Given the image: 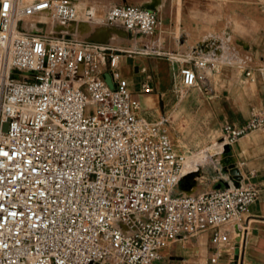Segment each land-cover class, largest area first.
I'll return each mask as SVG.
<instances>
[{
  "label": "built area",
  "instance_id": "1",
  "mask_svg": "<svg viewBox=\"0 0 264 264\" xmlns=\"http://www.w3.org/2000/svg\"><path fill=\"white\" fill-rule=\"evenodd\" d=\"M96 13L72 0H0V264H150L172 241L208 228L212 245L237 256L242 216L259 196L252 173L232 186L173 193L186 156L166 118L141 116L117 71L131 51L64 29L94 24ZM102 22L143 36L159 24L155 11L129 4L109 7ZM182 61L191 63L179 71L182 90L210 86L216 57ZM139 92L153 90L144 81ZM263 125L260 114L242 127L224 124L222 144Z\"/></svg>",
  "mask_w": 264,
  "mask_h": 264
},
{
  "label": "crops",
  "instance_id": "2",
  "mask_svg": "<svg viewBox=\"0 0 264 264\" xmlns=\"http://www.w3.org/2000/svg\"><path fill=\"white\" fill-rule=\"evenodd\" d=\"M72 1L79 7L92 6L103 13L109 7L114 6L103 4V0ZM218 1L223 5L229 2L246 3V0ZM254 5L264 11V0H261L260 3L258 1L254 2ZM221 10L223 13L220 15V20H217L216 26H207L202 23L201 25L193 26L192 23L189 24L188 22L176 26L175 20L173 22L171 19L167 20L165 16H160L158 27L153 35L143 36L125 31L128 34L127 38L120 39L121 37H119L111 43L116 47L131 51V53H126L130 55H120L117 71L121 78L128 81L131 93L139 99L140 114L146 120L154 122L156 119L160 121L165 118L164 116H166L167 112L164 111V115H162L160 103L161 101L169 102L166 98H168L169 94L167 92L170 87L176 92L182 90L179 71L185 65L191 66V63H184L182 59L203 54L216 57L217 68L211 76L212 79H210L208 88L197 85L191 89H186V91L191 90L193 92L185 100L184 106L188 108H193L198 104L201 106L202 103L214 98L212 102L215 107H220L221 112H223L221 107L228 109L227 114L223 112L218 116L220 122L224 121L223 125L231 124L236 127L246 125L256 114L264 117V100L258 95L260 93L262 96L261 86L264 81V70H258V75L256 76V70L252 67V60H255V56L259 55L264 60V54L262 53L264 51L263 25L255 33L253 46H251L237 38L238 35L235 33V28L238 29L239 26L226 18L225 6ZM207 27L211 29V32L205 33L203 31ZM37 29L32 24L29 27L32 32L38 31ZM82 29L86 28L82 27ZM71 30L79 32L81 27L79 29L71 26ZM111 31L112 33H108L107 30H101L97 36L93 37L96 34L94 33L86 39L103 42L107 38L124 35L117 29H112ZM252 50L254 57L252 56L251 62L249 61L251 64H246V61L240 58L241 51L243 53H251ZM131 63L134 70L130 74L131 78H126L120 73L118 68L121 64ZM139 76L144 77L141 84L146 81L152 88L153 92L151 94L140 93V87L138 89L133 88L134 82L132 78ZM250 80L257 81L259 92L257 96L246 98V93L250 90ZM211 85H213V89H211ZM232 87L242 93L238 104L231 102L229 97L224 95V92H229ZM215 92H217V95H212ZM195 94L197 95L196 97ZM218 96H222V98L216 99ZM220 101H225V105H220ZM223 125L220 128L221 133ZM214 145L216 146V144ZM214 147H212V150ZM218 149L217 147L216 153H219ZM229 154L239 174L245 178L252 173L249 181L259 188L258 199L250 205L248 211L242 216V226L246 227V231L239 247L238 255L234 256V251L231 247L217 248L212 245L213 229L208 228L196 235H182L172 241L160 251L159 258L153 260L150 264H264V125L235 140L229 148ZM202 173L203 177L199 178L197 183L195 180L197 189L194 193L209 191L217 182L226 183L227 186H232L236 183V180L229 173L218 171L217 169L213 170L207 167L203 172L201 171L200 176H202ZM189 174H194L195 178L198 175L195 170L194 172L189 171ZM181 186L184 187L182 188L184 191L187 190L186 180ZM233 234L232 232L231 237H233ZM214 259L215 261L213 262L212 260Z\"/></svg>",
  "mask_w": 264,
  "mask_h": 264
},
{
  "label": "rangeland",
  "instance_id": "3",
  "mask_svg": "<svg viewBox=\"0 0 264 264\" xmlns=\"http://www.w3.org/2000/svg\"><path fill=\"white\" fill-rule=\"evenodd\" d=\"M234 1V0H233ZM103 4L107 5H115V4H129L135 5L139 7H145L152 9L155 11L158 19L160 16H165L167 20L171 19L176 21V26H180L183 23H192L193 26L205 24L207 26L215 25L217 20H220V15L223 13L221 10L223 6L226 9V18L229 19L232 23L235 22V25L239 26L238 29L235 28V33L238 35L237 38L240 41H244L249 45L253 46L254 35L257 31L260 30V26L263 25L262 31L264 35V11L260 10L258 7L254 5L253 0H246L245 4L239 3H227L223 5L218 0H103ZM95 8V7H94ZM104 9V8H103ZM103 12L101 10L97 11L96 19L93 23H75L74 28L81 27L79 32L77 33L78 39H86L93 35V37L97 36L98 32L101 30H107V32L112 33V29H117L119 32H122L123 36L111 37L107 38L103 43H113V41L119 37L120 39L127 38L128 34L121 28L107 25L105 23L98 24L101 22L103 18ZM179 24V25H178ZM33 27V26H32ZM85 27L86 29H82ZM111 28V29H110ZM75 30V29H74ZM205 33L211 32V29L204 28ZM85 33V35H84ZM72 37V36H71ZM74 38V37H73ZM264 40V37H263ZM120 48V47H119ZM126 50L125 48H123ZM122 49V50H123ZM264 50V45H263ZM264 54V51L262 52ZM122 55H130V54H122ZM231 55V53H230ZM253 56V50L251 53H243L241 51V57L246 61V64L251 62V57ZM254 57V56H253ZM247 58V59H246ZM253 59V58H252ZM254 61V62H253ZM251 64V63H249ZM252 67L255 68L256 76L258 75V70H264V60L259 56H255V60H252ZM120 73L124 75L126 78H131L130 74L134 70V67L131 64H121L118 68ZM144 77H133L132 80L134 82V89H138L141 86V82ZM172 81V80H171ZM231 84L233 82L229 80ZM172 83V82H171ZM211 85V89H213ZM249 91L246 93L247 97L257 96L259 92L257 87V81L250 80L249 82ZM193 91L182 90V93L173 91L170 87V90L167 92L169 102L161 101L160 108L162 110V115H164V111L167 112L166 116H164L167 120V129L170 135V138L174 144L175 150L177 153H181L185 156H189V158H194L197 154L204 153L214 147V144L221 143L222 133L221 126L224 121L219 120V115L221 113L227 114V108L221 107L223 112H221L220 107H215L214 98L212 100H207L206 102L198 104L193 108H188L184 106L185 100L190 96ZM221 94V92H220ZM241 92L232 87L229 92H224V95H227L231 102L239 103L238 100L241 99ZM212 95H217V92L212 93ZM259 97L264 100L261 94H258ZM197 95L195 94V97ZM222 96H218L216 99H220ZM225 99V98H223ZM180 101V102H179ZM225 101L221 102L220 105H225ZM156 119L154 122H158ZM182 142V143H181ZM217 145L212 150V154L217 152ZM206 157V155L204 156ZM202 168L195 171L198 173L197 179H186V188L184 191L181 183L174 189V194L181 193H189L192 194L196 191L195 180L196 183L198 179L203 177L200 176L201 171L207 167L211 169H217L218 171H223L221 168L219 161L217 159L208 160L203 162ZM225 171V170H224ZM223 171V172H224ZM194 172V171H193ZM190 190V191H189Z\"/></svg>",
  "mask_w": 264,
  "mask_h": 264
},
{
  "label": "bare ground",
  "instance_id": "4",
  "mask_svg": "<svg viewBox=\"0 0 264 264\" xmlns=\"http://www.w3.org/2000/svg\"><path fill=\"white\" fill-rule=\"evenodd\" d=\"M81 23H83V22H81ZM74 24L75 23L69 24L64 29L69 31V35L70 36L76 38L77 37V33L73 32L71 30V26H74ZM98 24H103L102 20ZM30 26H31V24L28 25V30H29ZM55 33L57 35H59L57 31H55ZM222 143H223V141L221 143H217L218 144V148H219L218 149L219 153H213L212 154L211 153L212 152V148H211L210 150H208V151H206L204 153L197 154V156H195L194 158H191V159L189 158V156H186V160L184 162L183 171H182V175H183L182 183L184 182V180H186L189 171H194V170L196 171V170L200 169V167L203 164V162H206L208 160L217 159L219 161V164H220L221 168L223 169V171L226 170L227 165L232 162V157L230 156L229 153L228 154L224 153V145ZM205 155H206V157H204ZM217 186H221V183H218ZM187 194H189V193H187Z\"/></svg>",
  "mask_w": 264,
  "mask_h": 264
},
{
  "label": "water",
  "instance_id": "5",
  "mask_svg": "<svg viewBox=\"0 0 264 264\" xmlns=\"http://www.w3.org/2000/svg\"><path fill=\"white\" fill-rule=\"evenodd\" d=\"M88 41H93V42H98V41H94L91 39H87ZM98 43H103V42H98ZM104 80L106 82V84L108 85L109 88H113V85L111 83V79L109 74H105L104 75ZM224 153L228 154L229 153V147L225 146L224 147ZM225 173H229V175L234 178L235 180H239L240 179V174L239 171L234 167L233 162H231L230 164L227 165L226 170L224 171ZM187 178H195L194 174H189ZM225 186H227V184H224ZM219 187V186H218ZM235 253L237 254L238 251L236 250Z\"/></svg>",
  "mask_w": 264,
  "mask_h": 264
}]
</instances>
